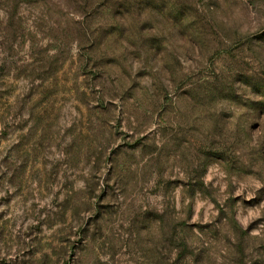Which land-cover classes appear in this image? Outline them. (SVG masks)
Wrapping results in <instances>:
<instances>
[{
	"label": "rangeland",
	"instance_id": "374dc122",
	"mask_svg": "<svg viewBox=\"0 0 264 264\" xmlns=\"http://www.w3.org/2000/svg\"><path fill=\"white\" fill-rule=\"evenodd\" d=\"M0 264H264V0H0Z\"/></svg>",
	"mask_w": 264,
	"mask_h": 264
}]
</instances>
